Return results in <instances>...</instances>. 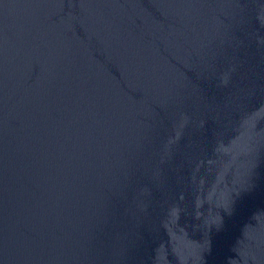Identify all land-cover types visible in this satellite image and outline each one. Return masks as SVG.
<instances>
[{
    "label": "water",
    "instance_id": "obj_1",
    "mask_svg": "<svg viewBox=\"0 0 264 264\" xmlns=\"http://www.w3.org/2000/svg\"><path fill=\"white\" fill-rule=\"evenodd\" d=\"M0 264H264V0H0Z\"/></svg>",
    "mask_w": 264,
    "mask_h": 264
}]
</instances>
